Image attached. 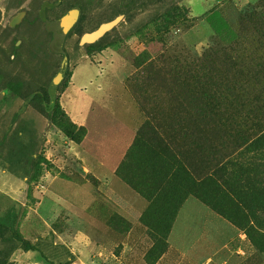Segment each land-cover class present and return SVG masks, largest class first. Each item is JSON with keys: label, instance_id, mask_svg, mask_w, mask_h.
I'll return each mask as SVG.
<instances>
[{"label": "rangeland", "instance_id": "1", "mask_svg": "<svg viewBox=\"0 0 264 264\" xmlns=\"http://www.w3.org/2000/svg\"><path fill=\"white\" fill-rule=\"evenodd\" d=\"M262 2L0 0V76L46 87L63 109L48 119L22 96L0 91V139L25 136L0 150V264H264V183L261 167L248 166L254 152L193 187L185 160L169 174L163 152L135 147L147 116L134 93L144 77L136 63L202 54L245 35L250 118L240 128L243 143L256 139L264 108L257 113L252 102L264 100V52L249 14L258 10L264 19ZM120 15L94 48L80 45ZM68 16L74 21L62 28V44L50 40L46 30ZM39 40L44 60L34 56ZM66 123L84 132L70 136ZM257 145L264 148V138Z\"/></svg>", "mask_w": 264, "mask_h": 264}, {"label": "trees", "instance_id": "2", "mask_svg": "<svg viewBox=\"0 0 264 264\" xmlns=\"http://www.w3.org/2000/svg\"><path fill=\"white\" fill-rule=\"evenodd\" d=\"M139 1L131 0V3L136 5ZM42 4L44 8L50 5L49 2ZM259 7L264 8V2ZM261 13L257 10L249 15H255L252 28L264 52V19ZM47 34L50 40L62 44L60 24H53L51 30H46ZM46 35L41 40L44 41ZM243 37L231 46L212 45L202 54L187 50L175 57L163 55L146 63H136L144 77L140 78L141 83L135 87L134 93L147 121L139 132L135 147L153 146L163 152L169 160V174L175 172L176 165H181L180 160H185L182 168L193 187H201L218 178L234 157L245 152H254L248 166L261 167L262 179L259 180L264 183V148L257 145L263 140L264 131L256 139L249 143L244 140L243 143L246 133L240 128L250 118L246 115L247 104L250 103L246 97L249 87L247 68L241 52L245 45ZM41 40L37 52H34L37 60L46 59L48 54ZM0 52L4 51L0 49ZM62 53L65 54L64 51ZM261 59L264 61L263 57ZM25 85L22 79L9 80L4 75L0 76V91L8 89L22 96L48 119L62 114L59 99L54 100L46 87L34 90ZM262 93L257 95L262 98ZM254 99L252 103L258 113L264 108V100L258 96ZM259 103L262 104L257 105ZM68 125L66 123L64 129L70 136H73L72 130L81 134L84 132L83 128L77 130ZM16 138V141L8 140V136L4 135L0 139V150L15 148L18 143L25 142V136L23 138L20 132L16 133ZM258 149H261L262 155L255 154ZM11 155L15 156L13 153ZM190 157H194L193 162L188 161ZM204 199L207 200V197Z\"/></svg>", "mask_w": 264, "mask_h": 264}, {"label": "water", "instance_id": "3", "mask_svg": "<svg viewBox=\"0 0 264 264\" xmlns=\"http://www.w3.org/2000/svg\"><path fill=\"white\" fill-rule=\"evenodd\" d=\"M25 16H26V11L20 12L18 15H16L12 19L10 26L15 27L16 25H18L19 23L22 22V20L24 19ZM123 18H124V16L120 15V16L116 17L115 19H113L109 22L102 23L98 27V29H96L95 31L85 33L81 37L80 45L85 46V45H92V44L97 43L103 37H105L109 32L114 30L119 25V23L123 20ZM73 21H74V19L71 16H68L66 18V20L62 24V28L64 29V31H68L70 29Z\"/></svg>", "mask_w": 264, "mask_h": 264}]
</instances>
